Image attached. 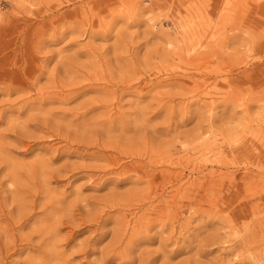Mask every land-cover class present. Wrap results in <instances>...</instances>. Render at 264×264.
<instances>
[{
    "label": "rangeland",
    "instance_id": "374dc122",
    "mask_svg": "<svg viewBox=\"0 0 264 264\" xmlns=\"http://www.w3.org/2000/svg\"><path fill=\"white\" fill-rule=\"evenodd\" d=\"M0 264H264V0H0Z\"/></svg>",
    "mask_w": 264,
    "mask_h": 264
}]
</instances>
